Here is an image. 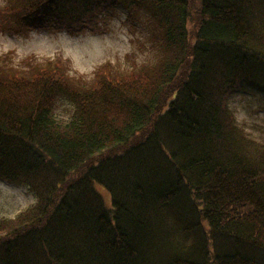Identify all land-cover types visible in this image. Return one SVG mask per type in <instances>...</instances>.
<instances>
[{"label": "trees", "instance_id": "16d2710c", "mask_svg": "<svg viewBox=\"0 0 264 264\" xmlns=\"http://www.w3.org/2000/svg\"><path fill=\"white\" fill-rule=\"evenodd\" d=\"M7 1L22 31L74 35L149 9L161 41L90 84L0 63V179L35 196L0 219V264H264V147L229 106L264 93V0Z\"/></svg>", "mask_w": 264, "mask_h": 264}, {"label": "rangeland", "instance_id": "374dc122", "mask_svg": "<svg viewBox=\"0 0 264 264\" xmlns=\"http://www.w3.org/2000/svg\"><path fill=\"white\" fill-rule=\"evenodd\" d=\"M7 0H0V63L27 68L25 59L38 62L49 60L64 63L67 75L79 82L94 81L98 67L105 62L115 71L129 73L152 64L160 56L161 31L149 9L136 10L119 6L105 20H99L100 31L86 30L80 34L52 29L22 31L18 15L6 12ZM57 111L67 115L71 105L59 101ZM229 106L247 135L264 147V93L242 91L233 94ZM107 206H111L109 191L97 185ZM35 201V196L23 185L0 179V219L14 216Z\"/></svg>", "mask_w": 264, "mask_h": 264}]
</instances>
